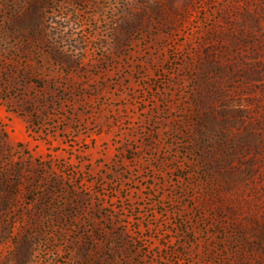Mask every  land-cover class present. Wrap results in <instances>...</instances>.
Returning a JSON list of instances; mask_svg holds the SVG:
<instances>
[{
    "label": "rangeland",
    "instance_id": "obj_1",
    "mask_svg": "<svg viewBox=\"0 0 264 264\" xmlns=\"http://www.w3.org/2000/svg\"><path fill=\"white\" fill-rule=\"evenodd\" d=\"M0 264H264V0H0Z\"/></svg>",
    "mask_w": 264,
    "mask_h": 264
}]
</instances>
